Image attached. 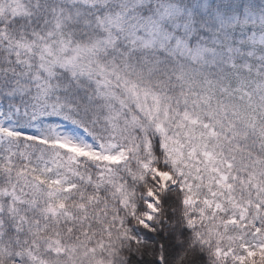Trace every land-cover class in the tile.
Masks as SVG:
<instances>
[{
	"label": "snow or ice",
	"instance_id": "1",
	"mask_svg": "<svg viewBox=\"0 0 264 264\" xmlns=\"http://www.w3.org/2000/svg\"><path fill=\"white\" fill-rule=\"evenodd\" d=\"M0 264H264V0H0Z\"/></svg>",
	"mask_w": 264,
	"mask_h": 264
}]
</instances>
